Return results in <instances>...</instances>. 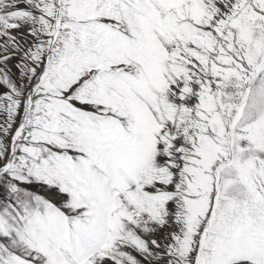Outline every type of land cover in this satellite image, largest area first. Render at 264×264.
<instances>
[{
  "label": "snow or ice",
  "instance_id": "obj_1",
  "mask_svg": "<svg viewBox=\"0 0 264 264\" xmlns=\"http://www.w3.org/2000/svg\"><path fill=\"white\" fill-rule=\"evenodd\" d=\"M0 264H264V0H0Z\"/></svg>",
  "mask_w": 264,
  "mask_h": 264
}]
</instances>
